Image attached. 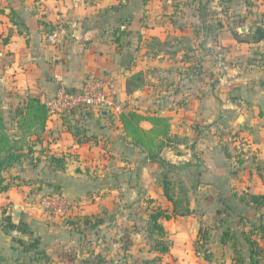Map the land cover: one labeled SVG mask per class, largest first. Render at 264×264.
Wrapping results in <instances>:
<instances>
[{
	"label": "crops",
	"instance_id": "1",
	"mask_svg": "<svg viewBox=\"0 0 264 264\" xmlns=\"http://www.w3.org/2000/svg\"><path fill=\"white\" fill-rule=\"evenodd\" d=\"M169 2L0 0V106L6 110L7 119L12 118L29 96H38L43 101L50 98L57 89L56 73H61L71 87L80 86L91 76L112 78L121 108L120 111L86 110L49 116L41 141L36 142L34 136L30 138L29 144L35 152L4 172L10 187L0 192V264H75L82 256L78 254L74 260L71 256V251L84 246V241L76 242L74 225L52 218L49 210L39 208L37 203L25 204L33 199L28 191L31 185L47 184L49 189L63 190L68 197L77 199H88L91 195L72 185L96 182L116 186L119 192L115 191L113 196L109 192L103 194L102 206L107 207V203L112 207L109 208L111 213L118 207L117 218L126 212L134 218L144 191L155 203L156 198L161 201L155 208L168 209L173 215L169 220L160 219L167 231L166 221L173 222L175 216L182 223L188 211L185 215L173 213L174 201L178 198L170 192L173 200H169L165 196L166 183L161 182V176L167 175L164 171L169 167L149 161L132 143L120 119L123 112L136 110L146 115L169 117L171 141L162 149V159L178 165L170 170L196 169L201 181L215 185L226 183L231 155L216 146V139L210 135L214 129L223 127L225 122L239 120L241 112L249 111V129H246L251 139L249 144L264 145V37L254 41V32L249 38V76H246L232 63L231 55L237 56L235 36L218 31L203 35L171 30L178 20L164 18ZM259 25L262 27H257L256 31L264 30V25ZM80 29L86 32L82 44L75 37ZM54 32L60 34V42L50 41ZM222 48L228 64L220 60ZM139 72L143 73L144 82L128 94L127 80ZM142 126L149 128L151 124L143 121ZM255 126L260 143L253 142ZM15 130L12 127L11 132ZM95 139L102 145H96ZM99 150L109 154L107 160H114L116 153L118 159L131 162L132 158L133 162L122 171L118 167V172H113L107 166L109 171L99 177L88 176L85 162ZM52 154L66 156L65 169L51 165L49 156ZM197 156L202 158L196 161ZM109 199L115 204L109 203ZM15 207L20 208V216L18 222H12L28 224L32 235L4 229V219L9 215L12 218ZM88 209L95 211L94 207ZM92 213L85 214L92 224L97 218L103 221L92 227L85 219L79 226L85 233L83 238L92 240L90 235L100 229H104L102 233L106 235L113 232L108 227L109 215ZM34 238H39L40 242L32 248ZM105 239V243L102 239L98 241L101 245L86 244L88 253L81 257L82 261L86 260L85 264H95L93 258L99 253L105 258L100 264H118L114 253L118 255L122 251L120 239L117 238L116 243ZM247 250L249 252V247ZM170 252L171 247L165 255ZM162 255L158 253L157 262L162 260ZM240 264H252L250 254L241 258Z\"/></svg>",
	"mask_w": 264,
	"mask_h": 264
},
{
	"label": "rangeland",
	"instance_id": "2",
	"mask_svg": "<svg viewBox=\"0 0 264 264\" xmlns=\"http://www.w3.org/2000/svg\"><path fill=\"white\" fill-rule=\"evenodd\" d=\"M167 1L171 2H169L170 7L165 8L167 13L163 14L164 18L168 20L177 18L176 20H178L174 21L171 30L180 29L185 33H202L203 35L215 34L218 31L221 34L227 33L235 36L238 40L237 56L234 55V58L231 55L232 63L236 64L239 72L243 71L246 76H249V38L255 35L257 27H262L259 23L264 25V0ZM242 27H245L244 32ZM219 53L220 60L228 64L229 60H227L223 48ZM129 69L132 70V68ZM2 111L4 114L6 113V110L2 109ZM239 115L243 119L225 122L223 127L214 129V133H210L216 139V146L222 151L228 150L231 155L226 183L215 185L209 181L203 182L198 177L196 169L178 172L170 170L178 165L169 164L163 159L160 161L161 165L165 164L169 167L167 171H164L167 172V175L164 178L161 176V182L166 184L168 182L172 196L178 198L177 202L174 201L175 215H185L187 211L188 214L182 223L179 222L177 216L171 223L166 221L169 229L163 241L170 245L171 252L160 256L162 260L159 262L156 260L158 251L153 250L155 239L159 236L149 221V214L153 208L159 203L161 204L158 198L155 203V200L153 201L143 191V200L136 205L135 217L132 218L126 212L123 214L124 216L120 215L117 218L118 212L115 210L118 207L115 208V212L111 213L109 208L112 207L107 203V207L102 206L104 195L109 192L110 196H113L117 189L116 186H106L96 182L94 185L78 183L77 186H71L84 189L83 191L87 190L86 192L91 195L88 199L71 198L63 190L58 189L57 191H61L65 197L69 198L71 207L65 214L49 210L50 216H53L54 219L58 218L60 222L65 221L69 225H74L77 233L76 242L84 241L82 249L77 247L76 250L71 251L73 260L78 254L83 257L88 253L86 248L89 245L86 244L89 242L90 246L101 245L98 241L102 239V242L105 243V238H108L110 243H116L115 241L120 239L122 251L118 255L114 253L115 258L119 261L118 264H240L241 258L247 257L250 253L247 250L248 247L250 248L247 237L250 236L252 240L258 242L259 246L254 250L258 252L259 264H264V239H261L258 234L254 235L251 226L261 220L264 221V206L256 208L240 201L241 197H246L248 194L264 193V145L249 144L251 139L248 130H246L249 129V111L241 112ZM238 125H242L244 128H239ZM97 140L95 139L93 142L96 145H102V142ZM108 156L107 152L101 150L92 153L84 165L86 174L99 177L109 171L105 168L107 166L114 170L113 172H118V167L122 171L133 162L132 158L131 162L123 160V158L122 160L118 159L116 153L113 156L114 160H110L111 158L107 160ZM141 158L138 159L142 160ZM201 158V156H197L196 161ZM199 174L201 175V173ZM162 187L161 185V189ZM53 189H49L47 184L31 185L28 191L34 200L30 199L25 204L37 203L39 208H44L41 199L45 195L54 193L56 188ZM37 195H39L38 199H36ZM108 202L112 205L115 204L113 199H109ZM190 205H193L192 209L189 208ZM88 207H94L95 211L89 210ZM131 208L133 209L132 206ZM45 209L47 210V208ZM87 212L89 214L95 212L94 214L98 216H103L104 213L109 215L108 227L113 232L106 235L102 233L104 229H100V232L96 231L90 235L92 240L83 238L82 234L85 235V233L80 231L82 229L79 226L86 219ZM93 217L95 218V216ZM180 229L185 230L180 232ZM183 242L185 243L184 247H182ZM220 244L226 246L223 247ZM81 257H78L80 260L75 264H85L86 260L82 261ZM103 258L102 253H99L93 258V261L95 264H100Z\"/></svg>",
	"mask_w": 264,
	"mask_h": 264
},
{
	"label": "trees",
	"instance_id": "3",
	"mask_svg": "<svg viewBox=\"0 0 264 264\" xmlns=\"http://www.w3.org/2000/svg\"><path fill=\"white\" fill-rule=\"evenodd\" d=\"M146 1V0H145ZM264 37V30L258 28L256 36L253 37L254 41H260ZM144 82L143 73H137L133 75L126 83V92L132 94L137 87H140ZM49 117L48 107L45 101L38 96H29L26 103L17 108L12 115L11 119H7L0 106V192L9 189L10 184L6 182L5 171L14 167L17 164H21L27 160L31 153L35 152L33 145L29 144L31 137H35L36 142L41 141V135L45 131L47 120ZM121 122L124 127L126 135L132 140V143L140 148V152L145 155V158L151 162H160L162 160L161 151L169 145L170 140V118L161 115H146L136 110H130L123 112L120 115ZM143 121H149L151 126L145 128L142 126ZM12 127L16 128L15 132H11ZM253 142L260 143V135L258 127L255 126L252 129ZM49 161L55 169H65L66 156L52 154L49 156ZM169 185L165 184V196L169 200H173L170 194ZM243 204L252 207H263L264 206V193L263 194H248L246 197L240 199ZM173 213H176L174 210ZM173 215L168 209L161 207L154 208L149 214V221L152 228L156 231L158 238L155 239V246L153 250L158 253L165 254L170 251L168 243L163 241L164 237L167 236V230L160 223V219H171ZM5 225L3 226L6 231L19 230L23 233L32 235L28 224L19 222L14 224L12 222L11 215L5 219ZM103 220L97 218L95 223H91L90 218H87L85 223H91L92 227H96ZM253 227L254 235H260L261 239H264V221L254 223ZM228 234V233H226ZM249 242V254L252 264H259L260 258L257 256L258 252L255 247L259 246L258 242L247 237ZM40 240L34 238L32 248L37 247ZM29 248V247H28ZM42 253V251H40ZM159 257V256H157ZM158 259V258H156Z\"/></svg>",
	"mask_w": 264,
	"mask_h": 264
},
{
	"label": "built area",
	"instance_id": "4",
	"mask_svg": "<svg viewBox=\"0 0 264 264\" xmlns=\"http://www.w3.org/2000/svg\"><path fill=\"white\" fill-rule=\"evenodd\" d=\"M50 41L53 43L60 42V34L57 32L52 33ZM54 78L57 89L45 101L49 116L70 114L74 111L97 110L102 113L105 110H121L117 103L116 88L113 79L110 77L91 76L76 87L68 86L61 73H56ZM41 204L47 210L56 211L60 214L67 213L71 207L70 200L59 191L43 196Z\"/></svg>",
	"mask_w": 264,
	"mask_h": 264
},
{
	"label": "water",
	"instance_id": "5",
	"mask_svg": "<svg viewBox=\"0 0 264 264\" xmlns=\"http://www.w3.org/2000/svg\"><path fill=\"white\" fill-rule=\"evenodd\" d=\"M242 31H245V27H242ZM86 32L82 29L78 30L75 34V37L78 39L79 43H83V39L85 36ZM243 118H239V120H241ZM20 216V208L19 207H15L13 210V216H12V221L13 222H18Z\"/></svg>",
	"mask_w": 264,
	"mask_h": 264
}]
</instances>
